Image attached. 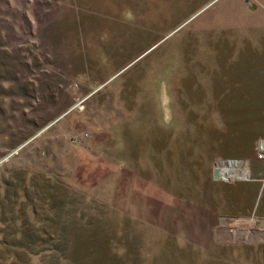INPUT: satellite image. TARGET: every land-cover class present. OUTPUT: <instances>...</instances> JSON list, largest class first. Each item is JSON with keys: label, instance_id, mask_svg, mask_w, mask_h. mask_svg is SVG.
Listing matches in <instances>:
<instances>
[{"label": "rangeland", "instance_id": "374dc122", "mask_svg": "<svg viewBox=\"0 0 264 264\" xmlns=\"http://www.w3.org/2000/svg\"><path fill=\"white\" fill-rule=\"evenodd\" d=\"M0 5V204L73 240L17 264H264V0Z\"/></svg>", "mask_w": 264, "mask_h": 264}, {"label": "trees", "instance_id": "16d2710c", "mask_svg": "<svg viewBox=\"0 0 264 264\" xmlns=\"http://www.w3.org/2000/svg\"><path fill=\"white\" fill-rule=\"evenodd\" d=\"M3 4H6L5 6L3 5V7L6 8V6L8 5L10 8L9 2ZM0 6L2 7V5ZM9 8L7 7L6 9ZM7 14L8 12L5 13V15ZM25 19L27 20L26 16ZM7 24L8 22L6 18L4 17L0 18V95L15 94L16 93L15 91L8 90V88L5 86V82L10 81V83L12 82L20 83L21 82V78H20L21 76L19 75L20 66L21 67L25 66L27 68H30L29 63L27 62L23 63L20 60L19 56H21V54L17 53L20 52L19 48L13 46L14 41L19 39L14 29L15 24L13 25L12 24L7 25ZM11 47L13 49H11ZM14 52H16V54H14ZM21 87L24 88V86ZM0 114H4L2 108H0ZM63 192L65 195H63L62 198L66 197L68 194L66 189H64ZM62 198H60L58 202L56 201L58 204H55L51 207L52 209L56 210V220L52 222L51 227H56L57 230L62 229L64 233V235L62 234L63 236L60 235L59 237L58 236L54 237L52 236V234H49V236L45 235L48 233H47V227L44 226L43 228H45L46 232H44L43 234L41 233L38 234L36 230H39V228L33 226L30 223V220L27 217L23 216L25 210L22 206L21 207L18 206L17 200L9 201L8 203H5V201H3L0 204V214H1L0 233H3L8 229L12 230L9 235L7 234L0 236V264H7L6 261L8 259V256L15 258V259L12 258L11 261L12 264H17V261L19 260V255L21 260L24 259L23 253L25 254H29L30 252H33L31 254L38 253L46 249V247H48L49 251L59 250L64 254H67V252L71 248V244L73 240L68 234V228L70 223L68 222V219L64 220L63 219L64 217L62 216L65 213L64 208L66 206L65 203L67 202L66 201L67 199H62ZM40 228L42 229V227ZM52 243H54V245ZM43 246L44 248L42 250L34 252V249ZM12 249H14V251ZM8 251L14 254L6 255Z\"/></svg>", "mask_w": 264, "mask_h": 264}, {"label": "built area", "instance_id": "2783aa9c", "mask_svg": "<svg viewBox=\"0 0 264 264\" xmlns=\"http://www.w3.org/2000/svg\"><path fill=\"white\" fill-rule=\"evenodd\" d=\"M257 158L264 159V138H261L258 142Z\"/></svg>", "mask_w": 264, "mask_h": 264}, {"label": "water", "instance_id": "95a60500", "mask_svg": "<svg viewBox=\"0 0 264 264\" xmlns=\"http://www.w3.org/2000/svg\"><path fill=\"white\" fill-rule=\"evenodd\" d=\"M101 86H103V85H101ZM101 86H100V87H101ZM63 115H64V114H63ZM63 115H62V116H63ZM41 131H42V130H41Z\"/></svg>", "mask_w": 264, "mask_h": 264}]
</instances>
